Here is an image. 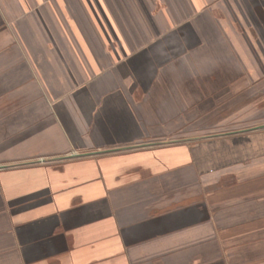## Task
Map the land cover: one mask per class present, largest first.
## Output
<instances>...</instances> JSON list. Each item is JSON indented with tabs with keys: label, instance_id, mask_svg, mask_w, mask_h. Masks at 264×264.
Returning <instances> with one entry per match:
<instances>
[{
	"label": "crops",
	"instance_id": "crops-1",
	"mask_svg": "<svg viewBox=\"0 0 264 264\" xmlns=\"http://www.w3.org/2000/svg\"><path fill=\"white\" fill-rule=\"evenodd\" d=\"M28 1L66 34L26 58L28 88L0 57V264H264V122L231 131L236 108L200 103L219 65L250 76L238 96L264 91V40L242 37L262 30L241 19L264 31V0H0V16ZM244 100L236 114L262 104Z\"/></svg>",
	"mask_w": 264,
	"mask_h": 264
},
{
	"label": "rangeland",
	"instance_id": "rangeland-1",
	"mask_svg": "<svg viewBox=\"0 0 264 264\" xmlns=\"http://www.w3.org/2000/svg\"><path fill=\"white\" fill-rule=\"evenodd\" d=\"M32 5H33L32 2L28 1V5H26V2L25 3L23 2L22 8L20 10V14L23 15L20 17L9 15V12L7 10H5L6 16H0V57L5 56V57H13L12 59H16L15 61L16 65L12 67L19 69L18 73L21 74V78H22L20 84L21 88H28V86L35 83L36 81L35 80L36 75L31 71L29 64L25 62L26 58H29L30 56L34 58L35 56L38 55L39 52L41 53L42 56L44 54L48 55V49L44 46V43H49V46H51L50 42H52V38L48 35L50 34V31H53L56 40H61L62 35L66 34L63 25L61 24L64 18H62L61 16L58 17L56 15L55 17L51 15L47 17L46 16L40 17V13L34 11L33 10L34 8H30L32 7ZM245 5H247V3H245ZM242 13L244 15V18L241 19H244L243 20L244 22L238 19V16L242 15ZM242 13L236 10L231 11V15L229 16L230 23L234 26L236 25L237 28H239L240 30L243 28V26L241 27L238 20L241 21L244 25H249L251 23H254L255 21V24L256 25L258 24V28L261 29L262 31H260V33L257 32L254 33V30H252L253 32L251 31L249 33L244 32L242 34V37L246 41L253 40V38H256L261 41L264 40L263 27H261L260 23H258V21L255 20L256 17L252 14L251 10L247 9L245 10V13L244 12ZM42 14H45L44 10H42ZM221 19L222 18H218L216 22V25L219 29H221L222 26L221 24H219V22L222 21ZM234 34L237 35L238 33L237 34L232 33L233 36H235ZM217 35H219L218 39L219 37H222V34L220 32H218ZM262 60H263V64L257 67H258V71L261 72V78L264 79V59ZM31 62H32V67H35L33 61ZM219 66L220 67H218V71H217L218 73H215V80L213 81L214 96L204 97L200 101L201 109L208 108L209 110V107H211V109L213 108L211 111H213L214 113L213 114L214 115L213 117H215L214 119L219 118L218 120H221L220 118L222 117V114L217 113V111H220V109L218 110V108L221 105L223 104L226 105L229 103L231 108H236L235 113L231 114L230 124H233L230 127L231 131L241 129V127H239L240 124L239 126L237 125L239 120L241 124L244 121L246 124L251 126L254 124L261 123L259 121L260 119L264 122V91L261 93L259 97L243 98L238 96L239 94H241V91L240 90L236 91V89L237 88L240 89L241 83L244 82L245 85L247 84L249 86L252 83L250 80V76L247 73H245L246 77L244 82L243 81L238 82L237 79H235L234 81L235 78L234 74L227 75L223 73V71L225 72L228 70L229 66L228 65H219ZM37 75L39 77V80L41 82H44L46 86L47 81L46 78L42 75V73L37 70ZM261 84L264 87V82H261ZM62 90L63 89L60 86L57 88V90H55V93H60L62 92ZM48 93L50 92L48 91ZM243 99H245L244 101H246V103L257 104V102L258 103L262 102V104L260 106L255 107V109L252 108L251 113L236 114L237 110L242 109L241 104ZM237 101L240 102L239 106ZM204 114L205 112L199 113V116H203ZM186 115L189 116V113H187ZM223 115L225 117V115L227 114H223ZM238 115H239L238 118L235 117ZM233 116L235 117V119H233ZM197 124L201 126L206 125L204 122L203 123L199 122ZM194 131L195 129H190L187 124V127L186 128L183 127V129L181 130V135L184 137L187 136L189 133H193ZM196 131L198 132L200 131L199 132L200 135L201 134L206 135V134H212L218 132L217 129L213 130V128H205V126L196 129ZM221 131L228 132L229 130L227 129Z\"/></svg>",
	"mask_w": 264,
	"mask_h": 264
}]
</instances>
